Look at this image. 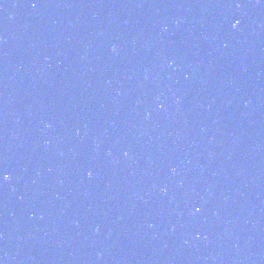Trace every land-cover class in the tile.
<instances>
[{
  "label": "snow or ice",
  "instance_id": "obj_1",
  "mask_svg": "<svg viewBox=\"0 0 264 264\" xmlns=\"http://www.w3.org/2000/svg\"><path fill=\"white\" fill-rule=\"evenodd\" d=\"M4 179H5V180H8V177L4 176ZM197 211H199V209H197Z\"/></svg>",
  "mask_w": 264,
  "mask_h": 264
},
{
  "label": "clouds",
  "instance_id": "obj_2",
  "mask_svg": "<svg viewBox=\"0 0 264 264\" xmlns=\"http://www.w3.org/2000/svg\"><path fill=\"white\" fill-rule=\"evenodd\" d=\"M6 177H8V179H10V176H7V175H6Z\"/></svg>",
  "mask_w": 264,
  "mask_h": 264
}]
</instances>
